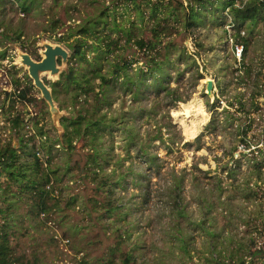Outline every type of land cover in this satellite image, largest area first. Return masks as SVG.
Returning <instances> with one entry per match:
<instances>
[{
	"label": "rangeland",
	"instance_id": "rangeland-1",
	"mask_svg": "<svg viewBox=\"0 0 264 264\" xmlns=\"http://www.w3.org/2000/svg\"><path fill=\"white\" fill-rule=\"evenodd\" d=\"M19 1L0 0V33L21 35L17 43L0 35V145L18 147L8 120L19 116L29 152L39 145L37 122L58 140L48 156L36 149L59 180L58 208L43 216L0 176V226L16 264H123L126 254L131 264H264V13L251 27L233 21L225 0H210L186 30L185 0H33L27 13ZM101 11L117 43L86 41L74 55L69 27ZM45 43L68 53L54 79L41 78L53 106L16 63L18 53L40 61ZM69 68L104 98L96 174L84 170L86 141L70 154L62 147V118L93 104L81 96L71 107L61 84L55 97L51 85ZM15 82L30 101L14 96ZM194 97L209 117L186 140L183 124L195 118L178 123L172 114Z\"/></svg>",
	"mask_w": 264,
	"mask_h": 264
},
{
	"label": "trees",
	"instance_id": "trees-1",
	"mask_svg": "<svg viewBox=\"0 0 264 264\" xmlns=\"http://www.w3.org/2000/svg\"><path fill=\"white\" fill-rule=\"evenodd\" d=\"M26 1L33 0H22L19 1L21 11L27 13L29 8L27 7ZM186 5V20L185 29L190 30L195 25L198 20V9L212 5L210 0H185ZM183 4L180 0H175V3ZM224 9L228 10L234 22L246 23L251 27H255L261 14L264 13V0H247L240 6H235L234 0H225ZM188 10V11H187ZM53 25V30L59 27ZM107 26V19L105 18V13L101 11L93 17H87L84 22L76 27H69L68 35L69 37H74V41L68 45L71 50L74 51V55L79 51L80 47L86 41H92L97 45H100L104 49H110L117 43V39L110 36L105 31ZM100 29H99V28ZM1 28V26H0ZM0 35L7 41L12 43H17L21 37L20 34L16 35L15 38L8 37L4 33ZM239 35V34H238ZM243 49V45L241 46ZM73 55V56H74ZM63 85L64 88L72 92L69 104L71 107H75V104L81 96L85 97L84 102L88 101V96L93 95V104L89 109L76 111V114L62 118L61 125L64 130L62 136V147L66 150L68 154L76 150L75 142L78 140L86 141V145L91 151L87 155L86 164L84 170L92 169L95 171L99 170L100 167L97 163V148L96 143L99 139V133L104 127H107L109 123L105 122L103 116H99V105L101 104L103 95L100 92H95V87L90 83L80 79L76 76L73 69L69 68L68 71L61 75V79L51 85L52 91L57 98L59 92H57V87ZM16 92L14 96L20 100H28L26 94L28 88H20L19 83L15 82ZM73 87V88H72ZM16 94V95H15ZM6 96H9L6 94ZM30 101V100H28ZM9 130L13 131L18 137V147H13L9 142L0 145V176L4 174L6 178L13 182L18 188L19 196L22 192L27 193L31 200L36 199L34 202V207H36L38 215L46 216L54 208H58V199H55V182L59 179L56 174L57 171L51 169V159L48 158L44 162H40L38 156V151L36 148H45V155L48 156L51 152L53 145L57 143V139L51 140L41 129H38V123H34L36 129L35 136L39 138V145L33 147V149L25 150L27 148V143H24L23 136L20 135V130L23 128V119L19 116L8 120ZM35 137H30L28 141L34 140ZM27 157L26 162H23V155ZM27 153V154H26ZM45 165V166H44ZM44 166V167H43ZM83 170V171H84ZM26 172H30V175H26ZM104 185L98 186L102 188ZM0 196H3L0 190ZM52 199L54 201L53 205L48 204V200ZM12 251L8 247L7 235L4 226H0V264H16V260L12 256ZM262 251L254 252L253 254H260ZM130 254H126L123 260V264H131ZM82 264H86L83 262Z\"/></svg>",
	"mask_w": 264,
	"mask_h": 264
},
{
	"label": "water",
	"instance_id": "water-1",
	"mask_svg": "<svg viewBox=\"0 0 264 264\" xmlns=\"http://www.w3.org/2000/svg\"><path fill=\"white\" fill-rule=\"evenodd\" d=\"M44 47V58L40 61L36 62L32 60L27 54L24 55L25 64L28 66V75L29 78L32 80L33 85L37 88L41 94L43 99H45L51 106H53L51 91L50 89L44 84L42 79L40 78V72L42 71H51L53 73L58 74L59 69L57 66V60L62 59L63 62L67 61L68 53L62 47L56 45L51 46L47 43L43 45ZM213 85L211 81H207L206 83V91L207 95L210 96L212 93Z\"/></svg>",
	"mask_w": 264,
	"mask_h": 264
},
{
	"label": "bare ground",
	"instance_id": "bare-ground-1",
	"mask_svg": "<svg viewBox=\"0 0 264 264\" xmlns=\"http://www.w3.org/2000/svg\"><path fill=\"white\" fill-rule=\"evenodd\" d=\"M51 46H54L50 43H47ZM44 49V47H43ZM42 58H44V50L41 52ZM16 63L20 65L21 67H24L26 70H28V66L25 64L24 55L22 53H18L16 58ZM40 78L42 77H49L54 79L58 74L53 73L49 70L40 72ZM207 81H211L208 77L204 81V84L207 83ZM180 107V106H179ZM181 115H183L186 118L194 117L195 119L191 122L192 124L190 126H184L183 124V135L186 140H191L199 134L201 126L207 121L209 115L204 109V106L202 105L201 101L194 97L186 104H181V109L173 112L172 116L175 118V121L178 123H184L183 118L180 119ZM180 117V118H179ZM192 120V119H191ZM189 123V121H188ZM185 140V141H186Z\"/></svg>",
	"mask_w": 264,
	"mask_h": 264
},
{
	"label": "built area",
	"instance_id": "built-area-1",
	"mask_svg": "<svg viewBox=\"0 0 264 264\" xmlns=\"http://www.w3.org/2000/svg\"><path fill=\"white\" fill-rule=\"evenodd\" d=\"M241 51H242V47L240 49H237V53H239V56H240Z\"/></svg>",
	"mask_w": 264,
	"mask_h": 264
}]
</instances>
